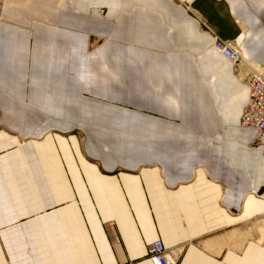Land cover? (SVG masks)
<instances>
[{
	"label": "crops",
	"instance_id": "obj_1",
	"mask_svg": "<svg viewBox=\"0 0 264 264\" xmlns=\"http://www.w3.org/2000/svg\"><path fill=\"white\" fill-rule=\"evenodd\" d=\"M185 1L239 76L166 0H0V264H264V0Z\"/></svg>",
	"mask_w": 264,
	"mask_h": 264
},
{
	"label": "built area",
	"instance_id": "obj_2",
	"mask_svg": "<svg viewBox=\"0 0 264 264\" xmlns=\"http://www.w3.org/2000/svg\"><path fill=\"white\" fill-rule=\"evenodd\" d=\"M179 2L212 37L211 49L232 66L236 65L238 68L239 64L244 61L237 45L230 40L218 37L202 18L193 13L185 0ZM237 75L239 76V71H237ZM245 84L247 99L242 108V115L238 126L242 129L252 127L254 129L253 142L257 145H262L264 148V143L261 141V135L264 132V74L260 71L254 72L248 76ZM147 259L150 264H178L177 253L174 250H167L159 239H155L149 243L147 247Z\"/></svg>",
	"mask_w": 264,
	"mask_h": 264
},
{
	"label": "rangeland",
	"instance_id": "obj_3",
	"mask_svg": "<svg viewBox=\"0 0 264 264\" xmlns=\"http://www.w3.org/2000/svg\"><path fill=\"white\" fill-rule=\"evenodd\" d=\"M168 3H170V4H172V5H175V6H181L184 10H185V12L188 14V16H190V18H192V19H194V20H196L197 22H198V20L195 18V17H193L192 15H191V13H189L185 8H184V6L183 5H181V3L179 2V1H181V0H166ZM187 3V2H186ZM187 5L189 6V8H191V6H190V4L189 3H187ZM192 9V8H191ZM102 11V10H101ZM192 11H193V13L196 15V16H198V17H200L201 18V16H199V15H197V13L192 9ZM199 23V22H198ZM200 25V24H199ZM200 28H201V30H200V32H206L205 30H204V28L203 27H201V25H200ZM208 34V33H207ZM104 39L103 38H92L91 40H90V42H89V44H88V46H87V51H86V59L87 58H89V55H94V54H97V51H98V47H99V45H100V43L103 41ZM231 41V40H230ZM233 42V41H232ZM234 43V42H233ZM237 45V44H236ZM237 47H238V45H237ZM238 49H239V47H238ZM210 50H212L211 49V47H210ZM240 50V49H239ZM241 52V51H240ZM216 53V52H215ZM217 54V53H216ZM96 56V55H95ZM241 56H242V59H243V64L245 63V64H252V63H250V61H248L244 56H243V54L241 53ZM229 63V62H228ZM230 64V63H229ZM237 64H239V63H237ZM240 64H242V63H240ZM231 67H232V72H233V76L235 77L236 76V73H237V71H239L238 70V68H237V66L236 65H234V66H232L231 65ZM239 73H240V71H239Z\"/></svg>",
	"mask_w": 264,
	"mask_h": 264
}]
</instances>
